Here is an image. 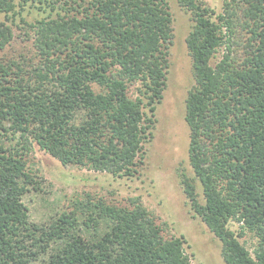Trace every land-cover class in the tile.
Masks as SVG:
<instances>
[{"label": "trees", "instance_id": "16d2710c", "mask_svg": "<svg viewBox=\"0 0 264 264\" xmlns=\"http://www.w3.org/2000/svg\"><path fill=\"white\" fill-rule=\"evenodd\" d=\"M178 2L194 21L186 42L196 81L185 116L194 177L183 174L182 184L226 264H264V0H224L219 13L204 0ZM36 3L44 16L22 18L36 58L0 56V264H195L185 236L166 237L137 198L126 207L86 193L71 210L31 219L24 195L39 187L28 164L34 142L65 166L138 172L173 39L167 0ZM0 12L3 50L20 11L0 0ZM245 229L258 238L253 252L240 241Z\"/></svg>", "mask_w": 264, "mask_h": 264}, {"label": "rangeland", "instance_id": "374dc122", "mask_svg": "<svg viewBox=\"0 0 264 264\" xmlns=\"http://www.w3.org/2000/svg\"><path fill=\"white\" fill-rule=\"evenodd\" d=\"M14 1L20 13L8 22L14 32L13 39L5 49L0 50V56L36 58L35 34L28 23L44 16V13L35 8L36 0ZM167 1L173 19L167 84L154 116V137L146 143L147 153L138 172L133 176H117L86 166H65L34 142L28 164L36 175L39 187L27 192L24 201L31 219L41 222L61 211L71 210L77 200L87 197L86 193L126 207H132V199L137 198L155 213L158 222L164 226L166 237L185 236L188 241L185 250L195 264H226L222 242L195 211L182 184L183 174L194 177L188 152L190 127L185 119L186 99L196 85L186 42L194 21L191 12L182 8L178 0ZM204 1L217 13L223 11L224 0ZM0 21H6L5 14L1 12ZM135 88V85L130 88L132 96L135 95ZM194 184L198 200L203 202L200 182L195 179ZM240 225L234 219L229 223V227L236 232L240 230ZM240 241L253 252L258 238L245 229Z\"/></svg>", "mask_w": 264, "mask_h": 264}]
</instances>
